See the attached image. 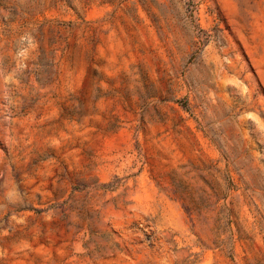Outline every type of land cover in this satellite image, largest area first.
<instances>
[{
	"label": "rangeland",
	"instance_id": "rangeland-1",
	"mask_svg": "<svg viewBox=\"0 0 264 264\" xmlns=\"http://www.w3.org/2000/svg\"><path fill=\"white\" fill-rule=\"evenodd\" d=\"M0 264H264V0H0Z\"/></svg>",
	"mask_w": 264,
	"mask_h": 264
}]
</instances>
